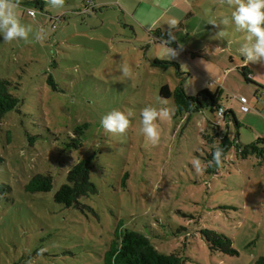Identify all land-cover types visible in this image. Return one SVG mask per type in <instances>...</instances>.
<instances>
[{"label": "rangeland", "instance_id": "rangeland-1", "mask_svg": "<svg viewBox=\"0 0 264 264\" xmlns=\"http://www.w3.org/2000/svg\"><path fill=\"white\" fill-rule=\"evenodd\" d=\"M34 1L18 0L28 39L0 36V81L20 101L0 121V264H106L124 229L185 264L264 259V153L242 160L231 149L217 174L204 171V137L214 123L231 138L237 132L242 146L264 139V61L246 63L254 84L235 70L245 63L239 48L246 33L219 23L231 21L226 0H64L62 8ZM166 33L176 46L170 58L158 38ZM164 85H181L192 97L219 89L218 105L234 112L239 128L207 108L174 116L173 100L160 96ZM239 96L248 113L240 112ZM149 106L169 112L154 121L155 144L141 132V110ZM112 110L128 117L125 133L101 127ZM76 141L79 148L70 146ZM89 157L97 194L81 199L83 209L54 202L70 169ZM37 174L52 177L50 192L26 190ZM202 230L225 235L236 254L211 250Z\"/></svg>", "mask_w": 264, "mask_h": 264}, {"label": "trees", "instance_id": "trees-1", "mask_svg": "<svg viewBox=\"0 0 264 264\" xmlns=\"http://www.w3.org/2000/svg\"><path fill=\"white\" fill-rule=\"evenodd\" d=\"M34 3L42 4V1L36 0ZM158 36L156 37H158L161 42H164L169 41L170 34H159ZM167 46L176 49L173 39L167 44ZM153 64L163 69L173 66L170 63L159 61H154ZM236 70L246 83L254 84L253 73L247 64L241 67L238 66ZM47 82L53 90H56V85L51 78L47 79ZM9 85L10 83L6 80L0 81V121L6 113L19 107V99L10 94L7 90ZM220 93L219 89H217L215 93L204 90L192 97L185 94L181 85L173 90H171L168 85H164L160 89L161 98L173 100L175 106L174 116L178 117L198 113L205 108L216 116L218 109L222 108L218 105ZM221 120L227 128L231 122L234 123L236 129L239 128L234 112L231 110H225ZM221 130V126L214 123L212 135L204 137V141L207 140L206 144L207 147H209L208 151L203 149L205 155L203 158L205 163L204 171L206 174H217L220 165L225 162V158L231 149H234L236 157L242 160L254 154H258V156L263 158L264 139H257L249 145L242 146L238 142L237 132L236 136L231 138L227 133ZM76 143H71L70 146L79 148L81 144L77 141ZM216 148L223 149L220 165L215 163L212 156V153ZM92 159V157L82 159L70 169L66 177V183L62 184L53 194L54 202L61 204L66 208L74 207L83 209L84 206L80 202L81 199L89 198L90 196L97 194V187L90 180ZM124 184L125 183H123V185ZM52 186L53 180L50 175L37 174L30 179L29 183L26 185V190L32 193H48L52 190ZM5 191V185L0 184V192L4 193ZM201 234L211 250L220 251L225 255L236 254V251L232 247V242L225 235L216 233L213 230H202ZM112 241L113 247L110 248L105 257L106 264H185V260L177 253H159L146 236L132 230H122L119 235H115V238ZM257 264H264V259H259Z\"/></svg>", "mask_w": 264, "mask_h": 264}, {"label": "clouds", "instance_id": "clouds-1", "mask_svg": "<svg viewBox=\"0 0 264 264\" xmlns=\"http://www.w3.org/2000/svg\"><path fill=\"white\" fill-rule=\"evenodd\" d=\"M226 2L233 9L231 21L228 18H223L219 23L228 25L231 22L236 31L246 33V40L239 48L245 63L264 61V0H226ZM47 3L53 8H62L64 0H47ZM18 8V0H0V36H2L3 42H11L16 39L27 40L29 33L32 32L30 26L21 23L17 13ZM168 23L170 27H173L177 21L172 18ZM209 23L217 24L215 21ZM42 31L36 34L37 40L41 39ZM219 34H224V31ZM172 39L174 37L170 34L169 41L161 43L167 47L169 58L176 55L175 50L167 46ZM161 114L168 116L169 112L167 109L157 110L150 106L141 110V132L153 144L159 141L160 133L154 121ZM129 123L128 117L119 110L110 111L100 120L101 127L107 133L123 134L128 129ZM222 154V148H216L212 153L213 160L217 165L221 163Z\"/></svg>", "mask_w": 264, "mask_h": 264}, {"label": "built area", "instance_id": "built-area-1", "mask_svg": "<svg viewBox=\"0 0 264 264\" xmlns=\"http://www.w3.org/2000/svg\"><path fill=\"white\" fill-rule=\"evenodd\" d=\"M27 14L30 16V17H34L36 12L34 10H27ZM237 101L240 105V112L241 113H248L250 111V108L248 106V102L246 100V98L242 97V96H239L237 97ZM225 113V110L222 109V108H219L218 111H217V114H216V117L218 120H221L223 115Z\"/></svg>", "mask_w": 264, "mask_h": 264}, {"label": "crops", "instance_id": "crops-1", "mask_svg": "<svg viewBox=\"0 0 264 264\" xmlns=\"http://www.w3.org/2000/svg\"><path fill=\"white\" fill-rule=\"evenodd\" d=\"M39 7H41V6H39ZM39 7H38V8H39ZM28 10H30V9H28ZM31 10H33V9H31ZM39 11L42 12V11H43V7L39 8ZM28 16H29V15H28ZM35 16H36V14H35ZM35 16H34V17H35ZM29 17H30V16H29ZM34 17H32V18H34ZM230 60H231L230 63H233L232 58H231ZM245 64H246V63H243L242 66H244ZM237 67H238V65H235V70H236ZM240 67H241V66H240ZM228 70H231V69H227V72H226L227 74L224 76V79H223V82H224V83H225V81H226V77H228V75L231 73V72L228 71ZM236 71H237V70H236ZM228 72H230V73H228ZM215 83H216V82H215ZM218 87L220 88V90H221V89H224V86H222L221 84H218ZM235 101L238 102V101H237V97L235 98ZM238 104H239V103H238ZM239 106H240V105H239ZM222 108H223V107H222ZM223 109H225V108H223ZM225 110H226V109H225Z\"/></svg>", "mask_w": 264, "mask_h": 264}]
</instances>
